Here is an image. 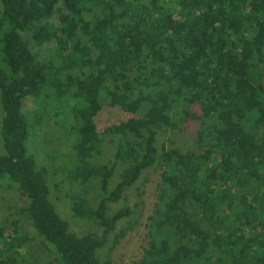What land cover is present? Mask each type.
Masks as SVG:
<instances>
[{
  "label": "trees",
  "instance_id": "trees-1",
  "mask_svg": "<svg viewBox=\"0 0 264 264\" xmlns=\"http://www.w3.org/2000/svg\"><path fill=\"white\" fill-rule=\"evenodd\" d=\"M263 78L264 0H0V179L27 200L14 214L52 264H101L105 246L103 264H118L109 251L132 226L114 232L131 209L110 203L152 167L160 180L147 247L128 264H264ZM68 92L79 120L68 176L99 189L95 207L69 197L99 230L83 235L58 215L26 149L24 99ZM105 106L130 115L99 133ZM185 129L191 143L180 149L174 134ZM103 135L113 157L97 164ZM7 220L0 264H18L23 238Z\"/></svg>",
  "mask_w": 264,
  "mask_h": 264
},
{
  "label": "rangeland",
  "instance_id": "rangeland-1",
  "mask_svg": "<svg viewBox=\"0 0 264 264\" xmlns=\"http://www.w3.org/2000/svg\"><path fill=\"white\" fill-rule=\"evenodd\" d=\"M52 20V19H51ZM264 84V78H263ZM66 90V89H65ZM71 91V90H68ZM68 93L55 95L54 99L40 97H26L23 103V113L26 118L29 134L26 141L27 153L31 155L37 167L44 170L48 197L53 203L58 215L67 222L69 231L77 235L87 232H99L88 220L76 216L71 208L70 196L84 197L92 207H95L99 199V189L96 180H90L85 184L71 182L69 171L73 169L74 154L73 145L76 141V127L79 120L75 117L73 97ZM54 103V104H53ZM130 114L118 106H105L95 116V126L102 133L108 126L126 119ZM3 109L0 92V154L4 153L1 140ZM100 147V154L93 157V162L103 164L113 157L112 145L107 142V135ZM191 134L188 130L174 134V144L180 149H187L191 143ZM165 134L157 138L160 146ZM120 167H116L113 176L109 180L108 187L112 188L119 178ZM66 179V180H65ZM160 180L159 170L152 167L143 172L139 179L130 189L123 193L122 198L116 203H110L109 211H116L120 207L129 206L131 214L128 218L118 222L114 232L122 226L132 222L125 235L118 239L109 251V259L112 263L128 264L141 258L143 250L147 247V223L148 216L152 213L157 199L158 183ZM27 204L18 193L7 188L5 181L0 179V219L5 216L8 220L6 225L13 222L19 225L20 238L19 253L23 254L18 264H52L53 257L48 255L38 243L33 230L28 222L20 214H14ZM113 236L108 239L107 245H112ZM107 247L99 251L100 262L103 264Z\"/></svg>",
  "mask_w": 264,
  "mask_h": 264
}]
</instances>
